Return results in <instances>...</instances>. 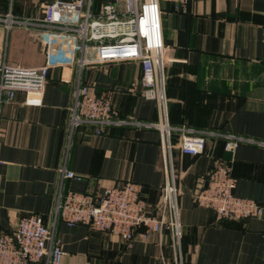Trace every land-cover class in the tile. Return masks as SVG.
<instances>
[{
  "label": "crops",
  "instance_id": "crops-1",
  "mask_svg": "<svg viewBox=\"0 0 264 264\" xmlns=\"http://www.w3.org/2000/svg\"><path fill=\"white\" fill-rule=\"evenodd\" d=\"M52 1L0 0V67L45 65L44 35L35 23ZM120 4L124 7L123 0ZM160 4L169 124L264 143V0H188L186 10L181 0ZM91 10L97 14L100 7L92 4ZM9 17L20 24L7 27ZM54 54L66 56L63 50ZM141 79L140 65L111 63L85 68L82 81L97 95L110 93L122 118L156 123L157 104L142 97ZM73 83L71 68L53 67L42 105H26L23 92L0 101V235L35 214L61 238L62 264H180L168 234L162 244L153 235L127 247L116 235L69 227L56 215L69 190L95 193L133 181L157 205L165 182L157 129L127 125L97 135L84 125L70 131ZM179 138L175 133L172 156L181 193V264H264V211L260 217L226 221L192 198L215 163L227 160L235 194L264 208V146L241 144L231 153L223 140L208 137L204 153L190 156L180 151ZM64 168L82 179H63Z\"/></svg>",
  "mask_w": 264,
  "mask_h": 264
},
{
  "label": "built area",
  "instance_id": "built-area-1",
  "mask_svg": "<svg viewBox=\"0 0 264 264\" xmlns=\"http://www.w3.org/2000/svg\"><path fill=\"white\" fill-rule=\"evenodd\" d=\"M161 0H111L92 12L93 0H54L43 7V18L35 23L42 28L47 61L40 67H25L3 63L0 67V101H13L17 92L25 94V104L40 106L45 86L53 67H68L74 73L75 104L70 112V131L91 125L97 135L109 127L135 126L157 129L162 137V164L165 182L157 205L144 197V186L133 181L106 187L101 192L87 193L69 190L59 199L56 215L69 227L83 225L108 235L120 237L127 247L146 242L153 235L159 244L168 234L182 263L183 230L180 223V190L174 171L172 136L180 135V151L185 155L204 153L208 137L225 141V151L233 153L241 144L264 143L236 135L212 131H197L189 126L173 127L168 122L166 94L165 45L162 28ZM186 10L188 0H181ZM178 9V7H176ZM0 20H2L0 18ZM11 28L19 21L4 20ZM65 52V57L54 53ZM111 63H134L142 69L141 95L155 101L160 115L156 123L122 118L112 95H97L83 83L87 67ZM63 179L82 177L65 168ZM236 179L227 160H218L208 174L203 187L192 194L195 203L214 211L218 218L238 221L260 217L264 208L254 200L235 194ZM62 197V196H61ZM66 252L61 238H56L51 226L39 215L24 216L11 232L0 235V264H62Z\"/></svg>",
  "mask_w": 264,
  "mask_h": 264
},
{
  "label": "trees",
  "instance_id": "trees-1",
  "mask_svg": "<svg viewBox=\"0 0 264 264\" xmlns=\"http://www.w3.org/2000/svg\"><path fill=\"white\" fill-rule=\"evenodd\" d=\"M73 1V0H72ZM108 0H93V8L95 9V7L96 8H99V7H101L100 5L101 4H103V3H105V2H107ZM95 5V6H94ZM95 12H96V10H95ZM174 136H175V134L172 136V143L174 144ZM223 144H224V146H225V141H221ZM145 197V196H144ZM145 199H146V197H145ZM147 200V199H146ZM227 221V220H226Z\"/></svg>",
  "mask_w": 264,
  "mask_h": 264
}]
</instances>
